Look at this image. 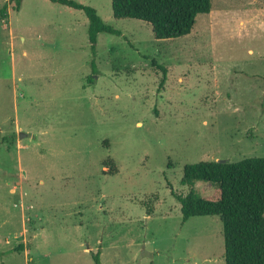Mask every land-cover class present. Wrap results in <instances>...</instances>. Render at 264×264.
Instances as JSON below:
<instances>
[{"label": "rangeland", "instance_id": "1", "mask_svg": "<svg viewBox=\"0 0 264 264\" xmlns=\"http://www.w3.org/2000/svg\"><path fill=\"white\" fill-rule=\"evenodd\" d=\"M76 1L121 35L94 52L87 15L51 0L0 15V264H226L222 217L184 224L173 190L189 164L264 157V0H212L165 40Z\"/></svg>", "mask_w": 264, "mask_h": 264}, {"label": "trees", "instance_id": "2", "mask_svg": "<svg viewBox=\"0 0 264 264\" xmlns=\"http://www.w3.org/2000/svg\"><path fill=\"white\" fill-rule=\"evenodd\" d=\"M24 0H10L0 9V15L8 17V5L22 10ZM54 3L83 11L89 21V37L92 50L97 51L100 33L121 35L107 24L96 8L76 0H51ZM117 18H134L153 27L156 39H175L187 36L195 28L197 18L213 11L212 0H112ZM164 72L163 88L168 69ZM6 140V139H5ZM1 144V143H0ZM109 172L117 173L113 161H107ZM198 182L214 187L212 196L203 197L195 191ZM184 185L188 194L174 196L182 205L183 223L197 216H221L224 225L226 264H264V157L246 158L239 162L202 161L189 164L184 169ZM151 214V210H148ZM16 251H23L21 245ZM101 264L100 253L95 255Z\"/></svg>", "mask_w": 264, "mask_h": 264}, {"label": "water", "instance_id": "3", "mask_svg": "<svg viewBox=\"0 0 264 264\" xmlns=\"http://www.w3.org/2000/svg\"><path fill=\"white\" fill-rule=\"evenodd\" d=\"M22 137H23V135H22ZM226 160H220V162H225Z\"/></svg>", "mask_w": 264, "mask_h": 264}]
</instances>
